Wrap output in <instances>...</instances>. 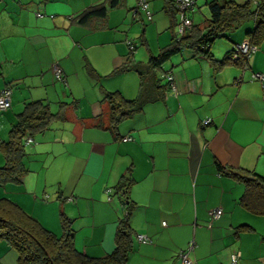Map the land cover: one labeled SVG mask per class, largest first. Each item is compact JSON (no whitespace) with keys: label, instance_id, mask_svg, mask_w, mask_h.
<instances>
[{"label":"crops","instance_id":"1","mask_svg":"<svg viewBox=\"0 0 264 264\" xmlns=\"http://www.w3.org/2000/svg\"><path fill=\"white\" fill-rule=\"evenodd\" d=\"M107 1L0 0V90L12 89V107L0 111V167L6 162L1 145L27 104L43 102L62 114L44 133L25 137L23 143L33 139L23 158L27 172L1 186L0 195L43 223L46 211L64 213L72 220L76 249L92 258L115 249L126 200L135 232L128 264H181L178 255L191 243L189 258L197 264H231L235 252L241 253L239 264H264V215L240 204L245 184L220 170L264 176V83L253 79L264 75V42L246 71L225 62L249 41L254 23L218 38L227 42L212 44V58L185 49L161 69L148 67L142 79L133 67H147L178 33V11L176 28L167 13L176 0H148L152 21L142 11L135 17L138 0H121L106 18L77 22ZM195 1L189 17L203 29L211 0ZM55 64L65 82L55 78ZM127 64L130 70L118 71ZM166 73L174 76L177 93ZM108 94L142 103L117 130ZM216 208L223 215L212 220ZM138 235L151 242H139ZM14 252L0 241V264H20Z\"/></svg>","mask_w":264,"mask_h":264},{"label":"trees","instance_id":"2","mask_svg":"<svg viewBox=\"0 0 264 264\" xmlns=\"http://www.w3.org/2000/svg\"><path fill=\"white\" fill-rule=\"evenodd\" d=\"M120 1L109 0L94 6L79 15L77 22L86 24L94 18H106L109 10L117 7ZM207 4L211 18L205 28L202 29L192 22L191 28L185 35L177 41L175 33L173 43L163 49L158 56L152 57L147 67L139 65L133 67L142 79L148 67L161 69L173 56L185 49L192 50L195 55L212 58L210 47L218 38L227 37L242 24L250 21L254 23V29L247 33L249 42L258 49L263 44L264 0H248L244 4H238L233 0L225 2L211 0ZM173 6V10L167 13L173 28H176L178 22L175 3ZM234 52L235 49L226 55V63L232 62ZM214 62L219 66L224 65ZM234 63L241 66L249 65V59L242 56ZM130 68L131 65L127 64L118 71L122 72ZM165 78L167 79V73ZM167 84L171 90L170 83ZM107 98L111 106L110 121L113 130H117L121 122L133 117L142 107L141 102L129 101L117 94H108ZM59 118H62V114L53 113L46 103L32 102L26 105L10 131L9 140L1 145V152L6 162L0 167V187L19 182L27 172L23 163L28 146L26 142L23 143L25 137L44 133L52 122ZM220 170L245 184L246 189L240 204L257 215H264V176L243 169L225 167ZM124 203L128 204L127 214L118 222L115 249L104 257L92 258L76 249L73 223L64 213L60 217L62 234L57 236L46 229L38 219L29 215L19 204L8 198H0V241L6 242L17 251L20 264H128L134 250L135 232L130 224L132 208L129 206V201L125 200Z\"/></svg>","mask_w":264,"mask_h":264},{"label":"built area","instance_id":"3","mask_svg":"<svg viewBox=\"0 0 264 264\" xmlns=\"http://www.w3.org/2000/svg\"><path fill=\"white\" fill-rule=\"evenodd\" d=\"M196 4L195 0H176L175 1V7L180 15V24L179 29L177 33V41L180 40L186 33L188 29L192 26V20L189 17V12L194 9V6ZM144 12L146 14V17L148 20H153V14L150 9V4L148 0H138L137 9L135 10V17L140 12ZM38 16H42L41 14H38ZM129 47L131 50L134 49V45L132 42H128ZM258 51V47L255 45H252L249 41L244 42L242 44L237 45L235 48V52L232 55L231 61L234 63L237 61L240 57H245L246 59L251 58L253 54H255ZM249 68V65H244L243 69L246 71ZM55 78L59 81L65 82V75L63 72V69L60 65L55 64L53 67ZM253 79L255 80H261L264 83V75L261 73H254ZM167 81L171 85V90L174 93H177L178 89L175 83V78L172 74H167ZM12 107V89L11 88H4L0 90V111H6ZM211 123V119H207L204 121V124ZM33 142L31 138H28L26 140V145H29ZM107 193L110 194L111 190H107ZM111 197H109L110 199ZM210 217L212 220L219 219L223 215V210L221 208H216L210 211ZM165 224V223H164ZM138 240L141 243H149L151 242L150 238H148L145 235H138ZM194 249V243H191L187 250L182 251L179 253L178 258L181 262V264H197L195 261H192L189 258L190 252ZM241 258L240 252H235L231 256V264H239Z\"/></svg>","mask_w":264,"mask_h":264},{"label":"rangeland","instance_id":"4","mask_svg":"<svg viewBox=\"0 0 264 264\" xmlns=\"http://www.w3.org/2000/svg\"><path fill=\"white\" fill-rule=\"evenodd\" d=\"M242 4H244V3H242ZM136 7V6H135ZM125 11H126V9L125 8H123ZM131 7H129V9H127V11H126V13L129 15V17H130V21H132L131 23H135L136 22V19L135 18H133V16H134V9H131ZM150 9H151V11H152V8L150 7ZM137 21H139V20H137ZM237 32V31H236ZM227 42V40H225V39H219V40H217L216 41V44L214 45V48L215 47H217V45H219V47H220V45H221V43H226ZM142 51L145 53V51H146V47L145 48H142ZM29 149H27L26 151H28ZM1 191V190H0ZM4 191V190H3ZM4 193V192H3ZM1 197L0 198H8V197H3L2 195H0ZM8 199H10V198H8ZM41 199L43 200L42 202H44V203H46V202H50L51 200H45L46 198H42L41 197ZM11 200V199H10ZM13 201V200H12ZM57 201V200H56ZM58 202H59V200H58ZM40 209V208H39ZM25 210V209H24ZM26 211V210H25ZM29 215H31V213H29L28 211H26ZM59 214V215H58ZM58 214L56 213V215H51L50 214V212L49 211H46V214H44V215H42V218H43V220L45 221V223H43V222H41L40 221V223L46 228V229H48V230H50V231H52L54 234H57L58 236H60L61 234H62V230H61V212H58ZM31 216H33V215H31ZM59 216V221H58V223H59V226L57 225V222H56V220H57V217ZM33 217H35V216H33ZM36 218V217H35ZM37 219V218H36ZM47 223H50L51 224V227H52V229H49V227L47 226H45V224H47ZM56 225V227H54ZM56 231H54V230ZM3 242V241H2ZM15 255H17V257H18V254L16 253V250H15Z\"/></svg>","mask_w":264,"mask_h":264}]
</instances>
